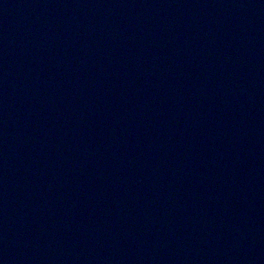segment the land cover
Instances as JSON below:
<instances>
[{
	"label": "water",
	"instance_id": "water-1",
	"mask_svg": "<svg viewBox=\"0 0 264 264\" xmlns=\"http://www.w3.org/2000/svg\"><path fill=\"white\" fill-rule=\"evenodd\" d=\"M0 264H264V0H0Z\"/></svg>",
	"mask_w": 264,
	"mask_h": 264
}]
</instances>
